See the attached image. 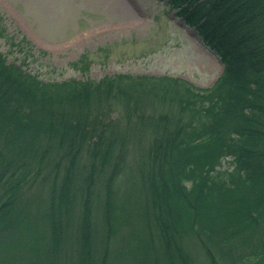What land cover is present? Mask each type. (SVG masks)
Segmentation results:
<instances>
[{
    "label": "trees",
    "instance_id": "1",
    "mask_svg": "<svg viewBox=\"0 0 264 264\" xmlns=\"http://www.w3.org/2000/svg\"><path fill=\"white\" fill-rule=\"evenodd\" d=\"M166 1L222 58L211 86L45 81L0 26L24 53L0 49V264H264V0Z\"/></svg>",
    "mask_w": 264,
    "mask_h": 264
},
{
    "label": "rangeland",
    "instance_id": "2",
    "mask_svg": "<svg viewBox=\"0 0 264 264\" xmlns=\"http://www.w3.org/2000/svg\"><path fill=\"white\" fill-rule=\"evenodd\" d=\"M0 26L7 37L32 42L24 67L45 81L126 72L178 76L208 87L224 69L166 0H0ZM7 37L0 35V49L10 62H21L24 53L10 50ZM84 54L87 75L72 66Z\"/></svg>",
    "mask_w": 264,
    "mask_h": 264
}]
</instances>
